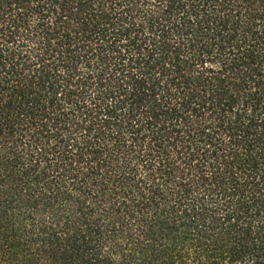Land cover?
I'll return each mask as SVG.
<instances>
[{
    "label": "trees",
    "instance_id": "obj_1",
    "mask_svg": "<svg viewBox=\"0 0 264 264\" xmlns=\"http://www.w3.org/2000/svg\"><path fill=\"white\" fill-rule=\"evenodd\" d=\"M0 264H264V0H0Z\"/></svg>",
    "mask_w": 264,
    "mask_h": 264
}]
</instances>
